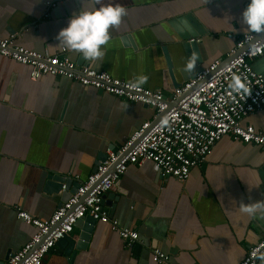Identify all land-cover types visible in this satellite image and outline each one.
Returning <instances> with one entry per match:
<instances>
[{"label":"crops","instance_id":"obj_1","mask_svg":"<svg viewBox=\"0 0 264 264\" xmlns=\"http://www.w3.org/2000/svg\"><path fill=\"white\" fill-rule=\"evenodd\" d=\"M48 1L56 5L47 9ZM104 2L121 4L127 15L110 30L103 58L91 61L67 49L69 57L79 66L167 95L194 73L172 19L192 14L201 24L206 34L196 38L204 67L226 60L248 31L241 18L248 0ZM81 4L0 0V38L18 34L21 46L62 54L65 46L56 35ZM94 4L85 0L84 6ZM253 66L264 75V54ZM154 114L151 106L64 76L33 80L31 67L0 55V260L5 262L37 231L17 216L19 208L45 220L60 206L63 193L49 189V176L63 175L75 190L106 159L107 148L124 144ZM242 124L264 131V108ZM107 194L104 207L121 226L137 230L140 242L128 247L109 224L98 221L86 248L69 256L56 246L43 264H157L154 248L171 256L167 264H238L264 237V212L240 211L242 205L264 203V147L226 135L185 181L163 175L146 161L130 165ZM81 231L75 226L71 235Z\"/></svg>","mask_w":264,"mask_h":264},{"label":"built area","instance_id":"obj_2","mask_svg":"<svg viewBox=\"0 0 264 264\" xmlns=\"http://www.w3.org/2000/svg\"><path fill=\"white\" fill-rule=\"evenodd\" d=\"M56 2L48 1L47 9ZM45 17L49 16L46 12ZM18 34L0 38V55L31 67V78L64 76L102 92L140 102L155 109L151 120L136 129L118 148H107L106 159L82 181L79 188L45 220L18 209L17 216L36 227L32 238L4 264H43L57 242L71 234L78 221L87 215L107 223L128 247L140 242L137 230L123 227L102 203L103 195L119 182L130 165L151 161L163 175L182 182L191 170L205 162L215 144L228 135L245 143L264 147V131L252 124H242L247 116L264 108V75L253 61L264 54V32H244L229 53V61L215 60L174 88L169 95L135 82L124 81L90 66H79L67 48L62 54H44L17 44ZM238 75L248 92L229 87L232 76ZM162 115L160 119H158ZM157 120V121H156ZM157 264L169 263L171 256L159 248L152 250ZM264 261V237L248 250L238 264H259Z\"/></svg>","mask_w":264,"mask_h":264},{"label":"clouds","instance_id":"obj_3","mask_svg":"<svg viewBox=\"0 0 264 264\" xmlns=\"http://www.w3.org/2000/svg\"><path fill=\"white\" fill-rule=\"evenodd\" d=\"M81 7L70 17L67 26L61 28L56 35L58 44L68 50L77 52L83 58L91 61L102 59L104 46L107 45L111 29L118 27L122 18L127 15V10L119 3L95 0L93 7ZM242 24L250 32H264V0H248L247 6L241 13ZM192 65H188L190 69ZM143 81L141 80V83ZM229 87L234 91L248 92L245 83L238 75H233ZM242 213L256 215L264 212V203L254 202L242 205Z\"/></svg>","mask_w":264,"mask_h":264},{"label":"water","instance_id":"obj_4","mask_svg":"<svg viewBox=\"0 0 264 264\" xmlns=\"http://www.w3.org/2000/svg\"><path fill=\"white\" fill-rule=\"evenodd\" d=\"M170 24L174 27L180 38L184 41L183 47L187 54L189 65H192L194 70L193 76H191V78H193L196 73L200 72L204 68V66H202V55L199 47V42L196 37L204 35L206 34V32L202 29L201 24L196 21L192 14H184L182 16H178L172 19ZM231 58L232 57H228L224 61L227 62ZM167 60L171 75H173V72L171 70V59L168 58V56ZM78 64L81 65L80 62ZM161 117L162 115H160L158 119H160ZM104 158H106V154L104 155ZM69 181H67V179L64 178L63 175L56 174L49 176V181L47 182L49 189L56 192L62 191L63 193L61 204L67 201L82 183V181L78 182V184L76 185V189L74 190L73 188H71ZM107 197L108 194L103 195V204H105ZM97 222L98 221L90 215H87L86 217L80 219L75 225L81 228L82 231L80 232V234L77 237L72 236L71 234L66 235L64 238H61L57 242V246L64 248L65 253L69 256L72 255L75 250L86 248L89 240L91 239L94 227ZM81 224L82 226H80ZM9 257L10 256H8L6 259H8ZM0 264H4V261L0 260Z\"/></svg>","mask_w":264,"mask_h":264}]
</instances>
